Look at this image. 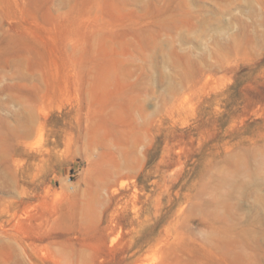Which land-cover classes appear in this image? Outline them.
Masks as SVG:
<instances>
[{"label": "rangeland", "instance_id": "1", "mask_svg": "<svg viewBox=\"0 0 264 264\" xmlns=\"http://www.w3.org/2000/svg\"><path fill=\"white\" fill-rule=\"evenodd\" d=\"M0 264H264V0H0Z\"/></svg>", "mask_w": 264, "mask_h": 264}]
</instances>
